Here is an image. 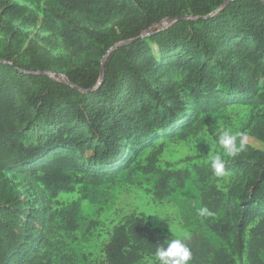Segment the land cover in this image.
Here are the masks:
<instances>
[{
    "label": "trees",
    "instance_id": "obj_1",
    "mask_svg": "<svg viewBox=\"0 0 264 264\" xmlns=\"http://www.w3.org/2000/svg\"><path fill=\"white\" fill-rule=\"evenodd\" d=\"M228 1L47 0L40 14L0 0V264H52L42 255L55 222L46 193L73 191L82 180L76 172L94 185L115 181L160 135L187 134L198 121L188 100L203 113L264 105V0ZM252 136L264 144V111ZM162 150L139 166L157 177L156 196L176 193L196 174L203 207L223 213L207 226L230 248L195 234L184 240L189 263L238 264L246 255L264 264V150L246 145L230 157L227 169L242 181L227 192L210 184L209 167H158ZM19 175L38 192L37 209ZM64 218L75 229V215ZM171 239L132 214L115 226L106 264H143Z\"/></svg>",
    "mask_w": 264,
    "mask_h": 264
},
{
    "label": "rangeland",
    "instance_id": "obj_2",
    "mask_svg": "<svg viewBox=\"0 0 264 264\" xmlns=\"http://www.w3.org/2000/svg\"><path fill=\"white\" fill-rule=\"evenodd\" d=\"M14 1L29 5L41 14L47 0ZM163 27L164 23L157 29ZM29 31L42 33L40 28ZM188 103V114H198V121L193 129L175 138L171 134L160 135L135 156L132 169L116 176L115 181L94 185L89 179L83 178L82 173L76 172V178L82 180L75 185L73 191L63 192L55 197L46 193V204L55 215V222L47 231L49 243L42 252L45 259L52 264H106L104 249L115 226L132 214L145 215L153 227L162 229L174 239L187 240L199 234L207 238L216 249L230 248L229 242L221 240L207 226L208 222L218 220L223 213L208 217L198 214V208L203 205L196 174L184 188L160 199L155 193L157 177L143 173L139 166L147 165L150 157L163 149L157 165L162 169H188L194 172L196 166L211 168L209 157L216 154L225 160L227 169L231 158L223 155V150L217 143L218 125H227L233 132L244 133L247 136L246 145L264 150V144L252 136L264 105L256 101L230 107L221 113H203L194 108L193 101L188 100ZM228 171L230 175L227 178L218 179L213 176L210 184L227 192L234 183L242 181L241 175L233 170ZM33 181L37 182L34 178ZM17 182L22 185V190L28 194L31 204L37 209L38 192L30 188L25 175H19ZM38 186L43 188L39 182ZM66 213L75 215V229L65 220ZM237 263L249 264L246 255L237 258ZM143 264L159 262L152 256L147 257Z\"/></svg>",
    "mask_w": 264,
    "mask_h": 264
},
{
    "label": "clouds",
    "instance_id": "obj_3",
    "mask_svg": "<svg viewBox=\"0 0 264 264\" xmlns=\"http://www.w3.org/2000/svg\"><path fill=\"white\" fill-rule=\"evenodd\" d=\"M217 143L223 150V155L235 157L245 150L247 136L239 131L233 132L227 125H218ZM213 176L216 178H227L230 172L226 169L225 160L221 155L216 154L209 157ZM198 214L201 217L212 216L213 213L207 207H199ZM187 234L185 233V239ZM155 259L159 264H189L192 259V253L189 247L181 238H175L165 241L157 246L155 250Z\"/></svg>",
    "mask_w": 264,
    "mask_h": 264
},
{
    "label": "water",
    "instance_id": "obj_4",
    "mask_svg": "<svg viewBox=\"0 0 264 264\" xmlns=\"http://www.w3.org/2000/svg\"><path fill=\"white\" fill-rule=\"evenodd\" d=\"M231 1H234V0H230V1H228L226 4H228L229 2H231ZM181 19H183V18H177V19H172V18H170V19H166L165 21H163L162 23H164V28H169L170 26H172L173 24H175L177 21H179V20H181ZM161 23V24H162ZM160 25V24H159ZM159 25H157L156 27H154V29H157V27L159 26ZM128 43H130V42H128V41H126V42H121V43H119V44H117V45H115L107 54H106V56L104 57V59H103V64H105V62H106V60H107V58L109 57V55L112 53V52H114V51H116L117 49H119L120 47H122V46H125V45H127ZM54 80H57V81H60V82H64V83H66V84H68V85H72L71 84V82H70V80H69V78L66 76V75H64V74H56V75H54V74H49ZM103 77H104V73H103V71H102V77H101V81L103 80ZM60 79H62V80H60Z\"/></svg>",
    "mask_w": 264,
    "mask_h": 264
}]
</instances>
